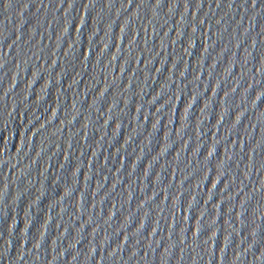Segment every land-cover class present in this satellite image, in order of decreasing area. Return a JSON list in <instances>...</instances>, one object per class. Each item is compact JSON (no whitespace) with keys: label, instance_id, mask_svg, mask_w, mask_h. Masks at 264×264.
Returning <instances> with one entry per match:
<instances>
[{"label":"water","instance_id":"1","mask_svg":"<svg viewBox=\"0 0 264 264\" xmlns=\"http://www.w3.org/2000/svg\"><path fill=\"white\" fill-rule=\"evenodd\" d=\"M0 264H264V0H0Z\"/></svg>","mask_w":264,"mask_h":264}]
</instances>
